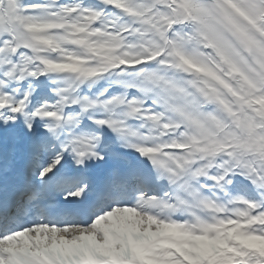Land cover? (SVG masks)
Returning a JSON list of instances; mask_svg holds the SVG:
<instances>
[{"label": "snow or ice", "instance_id": "obj_1", "mask_svg": "<svg viewBox=\"0 0 264 264\" xmlns=\"http://www.w3.org/2000/svg\"><path fill=\"white\" fill-rule=\"evenodd\" d=\"M0 264H264V0H0Z\"/></svg>", "mask_w": 264, "mask_h": 264}]
</instances>
